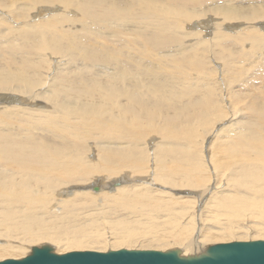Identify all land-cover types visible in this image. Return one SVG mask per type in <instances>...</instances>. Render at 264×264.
I'll use <instances>...</instances> for the list:
<instances>
[{"label": "bare ground", "instance_id": "obj_1", "mask_svg": "<svg viewBox=\"0 0 264 264\" xmlns=\"http://www.w3.org/2000/svg\"><path fill=\"white\" fill-rule=\"evenodd\" d=\"M222 1L234 0H14L21 4L19 10L30 4L27 8L34 6L37 13L31 14L33 19L23 13V21L18 13L13 15L11 21L20 18L21 24L12 28V40L0 29L1 49L7 46L13 52L0 50V257L23 256L32 243L41 241L75 249L107 247L111 241H100L94 218L104 216L105 208V220L119 210L168 212L163 218L145 219L154 227L169 228L154 235L147 230L141 244L146 247L175 245L186 225L193 224L179 249L185 254L205 249L203 239L233 238V231H224L232 230L237 219L264 218V52L256 62L259 49L253 50L264 44V23L257 29L245 26L246 21L223 22L224 33L213 37L209 60L226 61L209 67V80H179L178 74L175 84L182 101L171 86L172 70L158 69L157 64L163 49L156 41L174 26H189L167 54L181 60L179 71L196 50L204 54L217 27L213 16L202 17L207 5ZM10 3L0 0V9L11 11ZM216 13L224 21L260 20L264 2L241 8L223 5ZM192 24L201 27L200 33L207 31L193 44L190 39L197 33ZM172 36L166 35L163 43ZM131 42L143 56L129 51L130 60L118 65L112 54L128 51L125 45ZM216 47L228 53L217 55ZM46 51L64 58L66 65L52 63L44 74L32 55ZM239 51L247 61L240 59ZM137 60L139 66L134 67L131 61ZM236 62H243L241 71L256 70L237 75L232 71ZM81 65L87 71H81ZM92 67L105 74H94ZM10 101L21 105L6 104ZM47 160L63 169L51 184L59 195L48 198ZM131 173H148L160 189L155 194L143 185L117 187L142 180ZM33 178L42 184L40 199L34 197ZM85 182L91 184L81 191ZM184 186L191 189L179 190ZM102 187L117 188L95 203L90 193L106 191ZM215 187L218 191L207 196ZM163 188H171L172 199L158 196ZM70 189L72 196L64 198ZM191 203L195 209L188 210L178 226L176 208ZM204 211L214 218L224 216L219 234L203 224ZM121 217L131 221L127 214ZM118 229L123 233L119 245L128 241L126 246L132 247L141 241L130 225Z\"/></svg>", "mask_w": 264, "mask_h": 264}, {"label": "rangeland", "instance_id": "obj_2", "mask_svg": "<svg viewBox=\"0 0 264 264\" xmlns=\"http://www.w3.org/2000/svg\"><path fill=\"white\" fill-rule=\"evenodd\" d=\"M8 2H11L9 5H10V9L12 12L9 11L7 7L0 9V15H1L0 16V21H1L0 23H2V21H3V23H2L3 25L0 27V29H1V31L7 32L8 37L10 38V40H12L15 37L14 33L12 32V28H15V27H17L16 25L21 24L20 18H17L16 22L11 21V18L13 17V15L18 13V15L22 16V14L24 13L23 16L27 17V19H30L31 17L33 19V15H31V14H36L37 9L34 6L27 8L30 5V4H27V7L23 6L26 8L25 11L23 9L19 10L18 7L21 6V4L19 2H14V0H8ZM257 2L262 3V2H264V0H234L233 2L222 1V2H219L217 4L207 5L206 6V9H207L206 14L202 17V19H206L210 15L213 16L214 17L213 23L217 27V29L213 28L212 34L210 35V39L208 40L206 46L203 48L204 54H201L202 49L196 50V53L194 55H189L187 57L186 62H185L186 67L181 69L180 71L178 70V65L180 64L181 60L177 56L174 58H171L167 54H168V51L175 48L177 39L182 40L181 31H186L187 29H189V26L188 25H184L182 27L174 26V27L167 28L166 32H164V31L161 32L160 36L158 37V39L156 41V44L162 46V49H163V55L157 61V64H159L158 69L172 70V73L170 75V81H171V86L176 91V96H177L178 100L182 101L181 100L182 94L180 92V89L178 88L177 84H175V81H177L175 78L178 74H179V80H184L186 78L187 79L209 80V77H210L209 67L222 65L226 61L224 58H218L217 60H218L219 64H214V62L212 60H209L210 55L212 53V49H213V47H212V43L214 42L213 37L216 35L217 32L224 33L223 22H226L227 24H236V23L246 21L245 26H248V24H251V25L255 26L257 29H259L260 24L264 23V18H262L260 20H252V21H248L246 19H240V18L224 21L222 19V17L216 13V8L221 7L223 5H230V6H234L235 8H241V7H245V6H252L254 3H257ZM28 12H29V14H28ZM54 12H56V10L49 12V14L51 15ZM18 15H17V17H18ZM23 16H22V21H23ZM4 21L6 23H4ZM258 23H259V26H258ZM220 27H222V29H220ZM190 29L193 32L197 33V35L193 36L192 39H190L191 44L197 42L201 37L205 36L206 32H207V31H202L200 33L199 31H201V27L198 25H194V24H192V27ZM169 34H173V36L170 38V41L163 43V38ZM145 37L147 39H150V36L148 34H146ZM16 43L18 45L19 43H24V42L18 41ZM125 46L129 47L128 51L117 50L114 54H112L113 56L111 59L113 61H115L118 65H121L122 62L127 63V61L130 60V57L128 55L129 51L134 52L135 56H137L139 58L143 56L142 51L141 52L136 51V47H138V46L135 42L128 43ZM257 49H259V50H258V52H255L256 55L255 54L254 55L258 59V61H256V62H259V61H261V53L264 52L263 51L264 50V44H261L257 47H254L253 50L257 51ZM0 50H1V52L7 53V54L13 53L12 50H9L7 46L4 47V50H2L1 46H0ZM217 50H218V48L216 47L215 51H213V53H215L217 55H222L223 53H228L229 49H224L222 53H220ZM232 50L235 51V50H238V48L232 47ZM20 53L21 52H19L18 54H20ZM238 53L241 55L240 59L243 62L247 61V58L244 57L240 51ZM257 53L259 54V56H257L258 55ZM0 55H1V53H0ZM32 56L35 58L36 57L38 58L37 62L39 64H41L40 68L43 70L42 72L44 74H45V72H44L45 70L48 72L49 70L52 69V63L57 62V63H63V65H66V62H65L66 60L64 58L63 59L59 58L49 51L42 52V55L39 53H36V54H33ZM35 58H33V59L36 61L37 58L36 59ZM53 58H55L57 61H54L55 59H53ZM40 59H42V60H40ZM143 62L149 63L150 65H153L149 59L148 60L144 59ZM243 62H241V63L236 62L233 64V65L237 66V68L232 69L233 73H235V74L237 73V75H239L243 71L254 72L256 70V68L255 69L252 68L253 70H251V69L250 70H243L242 69V71H241V68H243V67L245 68V66H243ZM131 64H133L134 67L136 65L139 66V60H137L136 62L131 61ZM169 65H171L172 67L168 68ZM245 65H246V67H248V64H245ZM58 67L56 69H59ZM81 67H83V66L81 65ZM85 69H86V67L85 68L83 67V70H81V71H87ZM87 69H90V68H87ZM92 72L94 74L99 72L101 74L100 76H103L105 74L101 71V69L99 67H96V68L92 67ZM223 73H224V75L231 76L230 75L231 71H229V70L223 69ZM53 74H54V71L51 72V76ZM236 84H238L237 81H236L235 85ZM6 104L21 105V102L20 101H10V102H6ZM221 135H223V134H221ZM23 140H25V139H23ZM44 162L45 161H42L40 163L41 167L44 166ZM62 172H63V169H62L60 164H58L56 162L50 163V161L47 160V198L49 195H53V196L59 195V193L55 194L51 190V184H52L53 180H57V178L62 175ZM131 174L133 176L142 177V180L140 182H137V183H124V184L117 186V187L143 185V186L150 188L155 194L160 189V187H157V185L155 183H153L148 178V173H145V174L131 173ZM102 177L103 176H98L97 178L101 179ZM114 177H116V176L107 177V178L110 179V178H114ZM91 181H93V180H91ZM211 181H210V183H211ZM31 184L34 185V193H36V195L34 197L36 199H40V196H41L40 189H41L42 184L40 182H37L34 178L31 180ZM90 184H91L90 182H85L84 185H81V191H85V189ZM116 188L109 190L107 187H102L101 190L106 189V191L100 192V193H90V194L95 198V203H96V202H99V200L103 199L105 197V194H109V195L114 194L116 191ZM73 189L76 190V188H73ZM73 189L68 190V193L63 192L64 198L72 196L71 193L74 191ZM188 189H191V188H189L188 186H184L179 190H188ZM217 191H218V188L215 187L211 190V192L207 196H211L213 193H215ZM185 194H187V193H185ZM158 196L161 198H164V199H172L171 188H163ZM181 196H183V195H181V193H178V197H181ZM215 207H216V205H215ZM194 209H195V206L192 203L188 204V205H182V206L178 205V207L176 208V210L174 212V217L176 218L177 225L182 226V216L188 210H194ZM205 211L203 212L204 216L202 218L203 224L208 225V226L211 225V227L209 228V231L214 232L216 234H219L222 231V227H224V223H225L224 216L223 215H215L217 217L214 218L213 214L207 213ZM90 212H91V210H90ZM187 213H189V212H187ZM121 214L129 215V217L131 218V221L130 222L125 221L121 217ZM168 215H169L168 212H161V211H158L155 209H153L151 211H146L142 208H138L136 210V212H130L128 210H119L118 212H115V213L109 215L110 219L105 220L104 216H108L107 208H105V215L104 216H99V217L93 216V217L96 218V220H97V232L99 234V237L101 238L100 241L103 243H105V241H107V242L111 241V242H109L110 245H107V247L105 245H103V246L98 245L97 247L92 248V249H89V248L75 249V248H69L67 246H63L62 244L55 245L51 242H46V241H43V242L46 245L50 246L53 250H56L54 252H56L58 254L67 253L70 251H85V250L105 252L108 250H117V249H121V248L137 249V250L150 249V250H159L162 252L169 251V250H176V249L179 250V249H181L184 242L187 241V239L190 235V232H191L189 230L193 229V224L191 226L186 225L187 228L184 229V233L179 236V243H177L175 245H171L168 247L167 246L157 247V248L141 246V244H143V242H144L143 237L147 236L145 234L147 230L150 231L151 235L158 234V233H166L169 231V228H165L162 225L158 226V227H154L150 223H147L145 221V219L150 218V217H157V216L160 218H163V217H166ZM233 219H235V218H233ZM250 219L248 221H246V220L244 221V219L243 220L237 219L232 224L234 226V227L232 226L233 228L231 227L232 230L224 231V232L233 231V233H234L233 238L217 236L215 238L213 237L212 239H203V245H204L205 249H202V250L200 249L198 252L196 250H193V252H191L192 251L191 250L190 252H188V254L182 253L181 250H179V252L183 256H188V255H193V254L197 255V254H200L201 252L205 251L210 245H215V243L220 244V243H226V242H231V241L264 240V230H263L264 229V218L259 217V218H250ZM254 223H256V224H254ZM124 225H130L131 227H133L139 233V235L136 236L135 238H141L140 239L141 241H139L138 243L136 242L132 247L126 246L128 244V241H125L124 243H122L120 245H119V243H117L118 237L123 235L122 231H120L118 228L122 227ZM248 225H251V226H248ZM258 225H259V228H258ZM242 227H245V228H242ZM250 227H252L253 229ZM41 242L32 243L30 245L31 247L29 248V250L27 249V251H26L27 253H24L25 255H23V256H3V257H0V261L5 260V259H21V258L25 257L26 255H28L31 252V248L36 247V245L37 246L45 245L43 242L42 243ZM123 246H126V247H123Z\"/></svg>", "mask_w": 264, "mask_h": 264}, {"label": "water", "instance_id": "obj_3", "mask_svg": "<svg viewBox=\"0 0 264 264\" xmlns=\"http://www.w3.org/2000/svg\"><path fill=\"white\" fill-rule=\"evenodd\" d=\"M0 264H264V240L210 245L200 254L188 256H181L178 249L161 252L125 248L58 254L43 245L31 248L21 259H5Z\"/></svg>", "mask_w": 264, "mask_h": 264}]
</instances>
